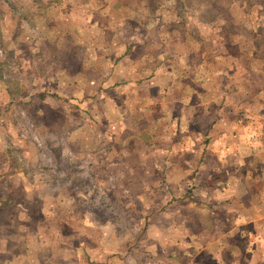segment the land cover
<instances>
[{"label": "rangeland", "instance_id": "1", "mask_svg": "<svg viewBox=\"0 0 264 264\" xmlns=\"http://www.w3.org/2000/svg\"><path fill=\"white\" fill-rule=\"evenodd\" d=\"M225 1L232 22L223 37L231 36L245 54L242 44L264 36V23L248 20L264 0ZM191 16L177 0L155 11L145 0H0V240L11 243L6 256L23 254L29 264H91L89 252L105 239L110 264H173L165 256L174 249L185 251L176 257L179 264H264V98L223 103L209 67H221L215 56L225 54L229 67L258 73L260 53L250 59L248 52L240 57L225 50L217 30L226 23L205 26ZM148 35L166 38V48L151 47L158 51L189 52L201 43L207 53L201 80L188 79L173 92L175 98L182 90L207 92L190 99L204 104L195 109L207 116L198 130L227 114L244 128L227 127L220 139L224 129L216 125L218 138L209 146L196 124L188 132L180 119L153 135L144 130L139 103L135 118L118 129L121 120L110 108L129 106L133 98L112 87L108 94L116 101L102 98L97 105L88 90L109 75L126 46ZM195 54L193 64L201 59ZM252 81L264 89V76ZM171 114L179 117V109ZM155 159L164 166L151 167ZM207 178L213 186L184 199Z\"/></svg>", "mask_w": 264, "mask_h": 264}, {"label": "crops", "instance_id": "2", "mask_svg": "<svg viewBox=\"0 0 264 264\" xmlns=\"http://www.w3.org/2000/svg\"><path fill=\"white\" fill-rule=\"evenodd\" d=\"M256 12V15L252 16L248 13V20L249 21H257V24L260 22L264 23V5L257 4L253 6ZM192 19H196L197 21L201 22L203 25H208L207 23H204L200 21L196 16H191ZM168 20V19H167ZM169 21V20H168ZM219 31V30H217ZM228 34V33H227ZM188 35V34H187ZM186 37V36H185ZM254 37V36H253ZM252 37V38H253ZM259 38V35L256 36V38ZM256 38L254 40H256ZM144 41L140 44L139 39L136 44H129L126 46V48L123 50V54L119 56L118 59H120V62L117 64L114 63L113 69L107 76L101 75L99 78V81L97 80V88L91 90V88L88 90V97L94 98L95 104H99L102 102V98L106 99L107 103H113V101H116L117 97H114L113 94L110 96L108 92H110L108 89L113 88L121 91V94H123V98H133L131 100V103L129 106L122 107V105H115V107L110 108L111 110H114V117H116L118 120H121V122L118 121V129H121V126L126 125V119L128 118H135L134 111H136V105L137 108H139V103H143L145 105L144 110H142L143 117L147 118L148 125H146L145 131L149 132L150 134H154L157 130H160L162 132L165 131L168 125H171L173 121L176 119H180L179 125L183 126V128H187L188 132L191 131V127H194L196 124L195 131L203 133L201 134L203 137L206 138L205 141L209 140L207 143H205L207 146L210 144L212 145L213 141L218 138L221 133H227L229 128L237 126L235 123V116H230V114H227V117L224 118V116H220L217 121L212 122L209 126H202L201 128H204L205 131L201 132L199 128V120H202V117L206 115L203 114L202 111H200L201 114L196 113L197 111L195 109L199 108V103L202 105L203 101H201L202 98H196V103H190L191 98H195V95H198L197 93H201L202 96L206 95L207 92H204V89L202 88L201 91L198 89L197 92H187L186 90H182V95L180 98H175L173 95V92L176 89H179L181 87H184L186 85V81L188 79H191L192 82L198 83L197 81L201 80L199 77H201L200 70H204L205 68H208L209 60L207 57H205V54H207L204 50L201 49V43L198 45L196 40L195 41V47L192 49V51L189 52H182L181 50H174L172 52H168L166 49L158 51L156 48V42H159V45H163V48L167 47V40L166 38H160L156 41V37H143ZM189 40L186 41V43ZM251 40L250 42H252ZM259 41H254L253 43H257ZM143 45V46H142ZM147 45V46H146ZM154 46L155 48H151ZM203 47V46H202ZM143 50V52L139 53V56L137 58L132 57L131 55L133 52L139 50ZM88 51V50H87ZM102 50H100L101 52ZM221 51V50H219ZM196 53L195 55L200 54L201 59L197 64H193L189 62V58L191 53ZM257 52L253 54H256ZM194 55V54H193ZM222 56V57H220ZM216 55L215 60L221 61V67H219L217 70L213 68V64L209 65V67L212 70L214 79L217 80V87L219 95L223 99L224 98H237V97H252V98H264V89L259 88L257 85L253 86V79L258 78V75L264 76V63H262V66L259 68L258 73L253 72L254 70L252 68L247 67V90L243 86L238 87V91L232 93L231 88L235 87V80L236 77H238L235 73V67H229V65L232 62H229V57H226L225 54L222 55ZM225 56V57H224ZM83 61V60H82ZM200 63V64H199ZM173 65L176 67L174 68ZM198 66L199 68H196L195 66ZM178 71V74H176V71ZM237 70V68H236ZM117 71H119V79H117L115 82H112L108 80V77L117 76ZM121 71V73H120ZM232 74H235L234 76ZM75 75H73V79H75ZM106 77V78H105ZM254 77V78H250ZM91 78V77H89ZM80 81V77L78 78ZM224 80H233L231 85H225L223 83ZM125 81V82H124ZM240 81V79H239ZM126 83V84H125ZM142 83V84H141ZM237 83V80H236ZM241 84V81L239 82ZM243 83V81H242ZM141 84V85H140ZM84 86H87L85 83ZM113 87V88H112ZM127 87V88H126ZM144 88V90H143ZM214 88V89H215ZM242 88V90H241ZM241 90V91H240ZM118 91V92H119ZM129 91L132 92V97L127 94ZM143 91V96H141V92ZM247 91V93H246ZM150 98V101H145L140 98ZM177 99V100H176ZM172 100L174 102H172ZM199 100V102H198ZM133 101V102H132ZM264 102V100H263ZM121 103V102H119ZM171 103H174V106L172 107L171 111ZM180 104V106H177ZM191 104V105H190ZM193 104V105H192ZM249 104V103H248ZM204 105V104H203ZM222 105V104H221ZM251 104L248 105L250 107ZM177 106V107H176ZM203 107V106H202ZM221 109V106L219 107ZM134 109V111H133ZM179 109V117L173 116L171 112H176V110ZM209 110V109H208ZM171 111V112H170ZM170 113V114H169ZM204 117V118H205ZM238 120V119H237ZM198 121V122H196ZM239 121V120H238ZM202 124V123H200ZM178 125V124H177ZM218 125L220 127H223V131L219 130L218 136L214 138L215 132L213 131V128ZM180 127V126H179ZM243 127V126H240ZM244 128V127H243ZM182 130V128L180 127ZM179 129V133L182 134L181 130ZM220 129V128H219ZM120 131V130H119ZM123 132H127L128 130H121ZM143 131V130H142ZM129 134H135L136 132H130ZM186 132V131H185ZM187 133V132H186ZM224 137L225 135H221L219 137L220 139ZM214 138V139H213ZM219 139V140H220ZM153 148H157L155 145ZM162 148H159L161 151ZM110 159V156L106 153ZM112 161H108L106 164H110ZM151 167H161L164 166L163 163H161L158 160H154L153 163L150 165ZM212 177L214 175V171L211 173ZM198 186L196 189L189 188L188 192L184 194L185 200H190L191 195L198 189L210 187L213 186V184L210 182V180L207 178L206 182L204 184L195 185ZM193 190L192 193H189L190 190ZM250 190H247V193ZM100 227V226H99ZM103 243H106V240L104 239L99 243V246L96 247L94 250L89 252L93 256V262L96 261V264H110L109 262V252L103 247ZM0 246H3V248L0 249V264H29V262H26L24 260V255L20 254H14L13 256H6V251L4 248H8L11 246V243L9 242V239L5 238L3 240H0ZM86 247V246H85ZM9 251V249H7ZM185 251H179L178 249H174L173 252H170L168 256H165L166 259L171 260L173 264H179L176 260V257H182L184 255ZM182 254V255H181ZM90 262V260H89ZM33 264V262H31ZM180 264H184L181 262Z\"/></svg>", "mask_w": 264, "mask_h": 264}, {"label": "trees", "instance_id": "3", "mask_svg": "<svg viewBox=\"0 0 264 264\" xmlns=\"http://www.w3.org/2000/svg\"><path fill=\"white\" fill-rule=\"evenodd\" d=\"M147 1V5L152 6V10L155 11L156 9H158L159 7H161L164 2H166L167 0H145ZM227 3V1L225 0H177V4L179 5V7H181L183 13H193V16H198V19L204 23L207 24H221V23H226V24H221L219 26V33L217 34L218 36V40L217 43L221 44V47H223L225 50L231 49L233 48L235 50V52L237 53L238 56L243 57L245 56V54L247 55V52L250 53L251 55H247L250 57V59L254 58L256 59L255 54L254 53L257 52L256 54L260 53L259 55H257V57H259L260 61L262 63H264V36H261L262 39L257 42V43H253L254 41L250 42V41H246V43L242 44L241 46L245 49L246 53L244 54V52H242L240 45H237L234 43V41L232 40L231 36H224V33H230V29H229V24L230 22H232V16L229 15L227 9H225V7L228 6H224ZM263 5V3H261ZM219 9H224L226 10V14H223L219 11ZM177 11H179L177 8L175 9ZM217 12L219 13H216ZM173 12H171V16L173 15ZM195 13V15H194ZM179 17L182 18V20L185 19L183 14L179 13ZM170 18V17H169ZM221 22V23H220ZM226 37H231V40L228 41V44L225 45V47L222 45L224 44V39ZM226 43V42H225ZM222 54H219V56ZM222 57V56H220ZM244 63V62H243ZM235 67V71H236V75L239 77L240 81L242 82L244 81V84H235V87L231 88L232 93L237 92L238 91V87L243 86L244 88H246L247 90V72H239L238 66H234ZM237 68V70H236ZM235 74H232L233 76ZM242 90V88H241ZM240 90V91H241ZM239 120V121H238ZM236 119L235 123L237 124V126H243V124H241L240 119ZM239 126V127H240ZM209 140L205 141V143H207ZM194 188H198V186H194ZM192 189L189 191V193H192ZM176 261V260H174Z\"/></svg>", "mask_w": 264, "mask_h": 264}]
</instances>
